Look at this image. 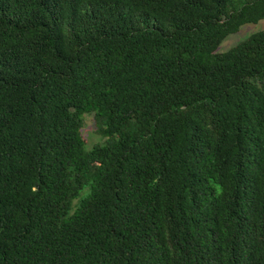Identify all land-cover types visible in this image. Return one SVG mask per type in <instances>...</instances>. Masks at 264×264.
I'll use <instances>...</instances> for the list:
<instances>
[{
    "label": "trees",
    "instance_id": "1",
    "mask_svg": "<svg viewBox=\"0 0 264 264\" xmlns=\"http://www.w3.org/2000/svg\"><path fill=\"white\" fill-rule=\"evenodd\" d=\"M262 20L0 0V264H264V30L219 52Z\"/></svg>",
    "mask_w": 264,
    "mask_h": 264
},
{
    "label": "rangeland",
    "instance_id": "2",
    "mask_svg": "<svg viewBox=\"0 0 264 264\" xmlns=\"http://www.w3.org/2000/svg\"><path fill=\"white\" fill-rule=\"evenodd\" d=\"M264 30V20L258 24H248L233 35H230L220 46L219 52H225L246 39L251 34ZM83 135L87 141V149H91L94 145L104 142V138L100 135L97 129L94 114L84 116ZM86 191L84 192V194Z\"/></svg>",
    "mask_w": 264,
    "mask_h": 264
}]
</instances>
